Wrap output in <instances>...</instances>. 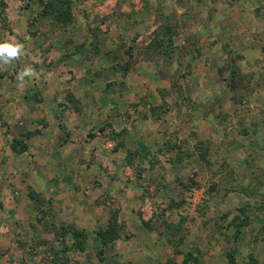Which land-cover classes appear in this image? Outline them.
I'll return each mask as SVG.
<instances>
[{"label": "rangeland", "instance_id": "rangeland-1", "mask_svg": "<svg viewBox=\"0 0 264 264\" xmlns=\"http://www.w3.org/2000/svg\"><path fill=\"white\" fill-rule=\"evenodd\" d=\"M99 1L0 0V264H264V0Z\"/></svg>", "mask_w": 264, "mask_h": 264}, {"label": "clouds", "instance_id": "clouds-1", "mask_svg": "<svg viewBox=\"0 0 264 264\" xmlns=\"http://www.w3.org/2000/svg\"><path fill=\"white\" fill-rule=\"evenodd\" d=\"M24 52V45L15 42L4 40L0 41V60H3L5 65L11 64L12 61L17 60ZM34 75L33 69L26 68L19 73L17 79L23 80L25 76Z\"/></svg>", "mask_w": 264, "mask_h": 264}, {"label": "crops", "instance_id": "crops-1", "mask_svg": "<svg viewBox=\"0 0 264 264\" xmlns=\"http://www.w3.org/2000/svg\"><path fill=\"white\" fill-rule=\"evenodd\" d=\"M94 1H95V0H94ZM97 1H98V0H97ZM106 1H108V2H112L113 4H115L117 0H103V1L100 0L98 3H100V2L104 3V2H106ZM126 84H127V82H126ZM107 85H109V84H107ZM103 88L105 89L104 84H102L98 89L102 90ZM25 97H26V96H24V98H25ZM81 98L84 99L85 97H81ZM97 98H98V96H97ZM88 99H90V98H88ZM123 99H124V100H123ZM126 99H127V97H126V93H123L121 97L117 96V103H118L119 105H124ZM40 100H41V99H39V103H38V105H39L40 108H41L42 103H41ZM99 110H100V109H99ZM123 123H124L123 125H125L126 122L124 121Z\"/></svg>", "mask_w": 264, "mask_h": 264}, {"label": "trees", "instance_id": "trees-1", "mask_svg": "<svg viewBox=\"0 0 264 264\" xmlns=\"http://www.w3.org/2000/svg\"><path fill=\"white\" fill-rule=\"evenodd\" d=\"M231 72H232V70H231ZM114 219H115V218L112 216V217H110V219L107 221L108 228H109V226L111 225L112 221H114ZM75 233H76V232H73V234H75ZM96 234L99 235V237H102L103 235H105L104 232H103V233H102V232H98V233H96ZM80 235L82 236L83 233L80 232ZM111 239H113V236L111 237ZM105 241L108 242V240H105ZM226 253H227V256H228L227 262H228L229 264H232L233 262H232V255H231V253H230V252H226ZM171 264H174V263H171Z\"/></svg>", "mask_w": 264, "mask_h": 264}]
</instances>
